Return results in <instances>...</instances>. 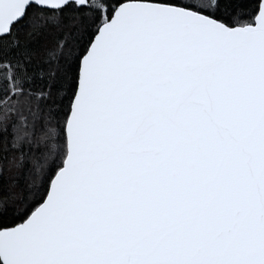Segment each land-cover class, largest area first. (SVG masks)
<instances>
[{
  "label": "snow or ice",
  "instance_id": "obj_1",
  "mask_svg": "<svg viewBox=\"0 0 264 264\" xmlns=\"http://www.w3.org/2000/svg\"><path fill=\"white\" fill-rule=\"evenodd\" d=\"M0 264H264V0H0Z\"/></svg>",
  "mask_w": 264,
  "mask_h": 264
}]
</instances>
